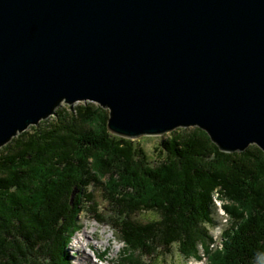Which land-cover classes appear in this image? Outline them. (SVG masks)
I'll return each instance as SVG.
<instances>
[{
	"label": "water",
	"instance_id": "obj_1",
	"mask_svg": "<svg viewBox=\"0 0 264 264\" xmlns=\"http://www.w3.org/2000/svg\"><path fill=\"white\" fill-rule=\"evenodd\" d=\"M62 102L264 152V0H0V147Z\"/></svg>",
	"mask_w": 264,
	"mask_h": 264
},
{
	"label": "trees",
	"instance_id": "obj_2",
	"mask_svg": "<svg viewBox=\"0 0 264 264\" xmlns=\"http://www.w3.org/2000/svg\"><path fill=\"white\" fill-rule=\"evenodd\" d=\"M108 113L64 103L0 147V264H69L84 212L143 256L176 246L196 260L203 250L206 264H264L257 145L220 151L199 127H179L159 140L153 160L141 140L108 131ZM219 208L228 218L221 248L211 234Z\"/></svg>",
	"mask_w": 264,
	"mask_h": 264
},
{
	"label": "rangeland",
	"instance_id": "obj_3",
	"mask_svg": "<svg viewBox=\"0 0 264 264\" xmlns=\"http://www.w3.org/2000/svg\"><path fill=\"white\" fill-rule=\"evenodd\" d=\"M60 105L62 106L64 103L62 102ZM170 132L162 135H140L135 139L141 140L150 159L155 160L158 156H156L154 147L157 146L159 140L165 139ZM96 201L102 206L105 205L98 191H96ZM147 215L149 214L147 213ZM136 216L139 219L147 217L146 214L142 213H138ZM216 217L219 225L211 230V234L217 242L215 244L221 248V230L227 225L228 218L220 208ZM79 225L81 229L74 232L67 247L69 264H206V258L201 249L199 254L202 258L199 260L184 258L176 246H172L170 252L166 254L143 256L138 250L132 251L126 247L116 232L95 221L92 214L88 212L81 213Z\"/></svg>",
	"mask_w": 264,
	"mask_h": 264
}]
</instances>
